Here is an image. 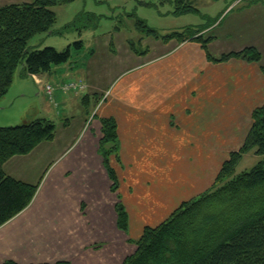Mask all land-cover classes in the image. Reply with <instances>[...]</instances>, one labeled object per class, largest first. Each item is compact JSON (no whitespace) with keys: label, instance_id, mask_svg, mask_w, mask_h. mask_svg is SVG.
<instances>
[{"label":"rangeland","instance_id":"obj_1","mask_svg":"<svg viewBox=\"0 0 264 264\" xmlns=\"http://www.w3.org/2000/svg\"><path fill=\"white\" fill-rule=\"evenodd\" d=\"M32 1L0 0V7ZM151 2L152 6L139 5L136 0H74L56 4L51 7L55 14L52 33L36 34L29 41L28 49L52 47L58 52L70 49V59L64 64H68L72 75L64 76L62 71H57L53 76L56 81H67L56 85L68 95L86 89L84 84L77 83L81 88L65 91V85L72 76L76 77L75 70L86 67L90 51L98 43L121 42L122 46L130 49L133 46L142 51L143 48L145 58L151 59L160 51L184 45L181 44L184 41L179 42L175 37L169 41L162 37L192 26L206 25L201 36H214L208 44L214 58L254 47L261 55L259 60L239 59L264 69V0H193L190 4L196 11L177 15L172 13V2ZM137 18L144 20L157 33L138 32L135 26ZM110 36H113L112 41ZM77 42H80V48L75 44ZM109 46L113 47L111 43ZM98 51L103 50L99 48ZM208 61L212 63L208 65L211 74L215 71L211 70L212 65L219 62ZM25 76L26 72L19 64L8 92L0 99V126H15L32 118L49 119L55 125L57 138L62 135L60 132L65 125H69L66 132L73 137L81 118L83 121L86 119L77 141L81 143L85 136L90 137L89 142L97 151L96 156L92 155L96 164L89 166L88 161L86 164L83 161L77 163L76 148H69L64 160L69 156L75 157L68 169L61 176L48 178L66 142L60 143L58 139L55 143L46 141L48 145L41 150L49 170L36 183L38 189L32 200L35 201L34 208L19 224L6 227L2 233L1 264H122L136 250L135 242L144 229L159 225L179 207L207 192L210 194L219 186L215 184L216 175L230 153L243 144L252 124L251 110L264 106V103L255 108L254 104L248 103H209L207 119L202 121L207 123L206 128L199 126L200 118L195 116L193 123L186 120V124L174 117L162 120L161 123H165L161 127L164 134H140L131 130L130 134H135L128 135L127 128L123 127L116 141L117 151L109 155L108 167L113 172V181L99 153L102 122L95 118L102 116L103 112L100 110L93 115L94 100L71 99L67 107L60 105L53 109L52 114L50 111L47 114L43 100L37 95L40 87L36 84L43 83L41 78L37 77L34 84ZM108 79L110 77L104 81V86ZM57 87L51 82L43 84L49 101L54 100ZM107 91L109 95L110 91ZM222 92V87L216 88L214 94ZM166 125L171 126L170 134ZM109 145L105 147L111 148ZM263 158L256 154L255 149L248 151L235 174L250 170ZM31 174L34 173L31 171ZM223 199L201 214L221 212L218 211L220 208L231 203V200ZM117 204L126 211V230L118 227ZM5 235L8 245L1 244ZM42 261L45 263H40Z\"/></svg>","mask_w":264,"mask_h":264},{"label":"trees","instance_id":"obj_2","mask_svg":"<svg viewBox=\"0 0 264 264\" xmlns=\"http://www.w3.org/2000/svg\"><path fill=\"white\" fill-rule=\"evenodd\" d=\"M72 1L34 0L0 7V99L8 92L19 64L27 75H41L69 61L70 49L58 52L45 47L30 51L28 43L36 34L52 33L55 22L52 6ZM164 1L174 4L172 13L176 15L196 11L190 4L193 0ZM136 2L152 6L151 0ZM135 26L138 32L157 33L142 19L137 18ZM206 27H186L162 38L196 41L211 61L221 62L230 57L249 61L260 59L261 55L254 47L214 58L208 50L214 36H201ZM75 44L81 47L80 42ZM131 50L145 54L143 48L138 51L132 46ZM82 99L89 101L88 95ZM101 122L103 136L99 141V153L107 169L110 153L118 148V133L114 118L103 117ZM54 137L55 125L49 119L32 118L19 125L0 126V227L26 209L38 189L37 184L7 175L4 163L13 156L29 154L38 144L53 141ZM108 143L111 148L105 147ZM252 149L257 155L264 156V106L252 111V124L243 144L222 163L215 179L219 186L210 194L207 192L179 207L159 225L144 229L135 242L136 250L122 264H264V158L250 170L235 174L243 155ZM107 170L114 181L112 170L109 167ZM259 188L261 191L255 194ZM223 197L231 203L220 208L218 215L201 214L205 209L211 210L218 201H224ZM117 213L118 227L126 230L127 214L121 204H117Z\"/></svg>","mask_w":264,"mask_h":264},{"label":"crops","instance_id":"obj_3","mask_svg":"<svg viewBox=\"0 0 264 264\" xmlns=\"http://www.w3.org/2000/svg\"><path fill=\"white\" fill-rule=\"evenodd\" d=\"M109 40L112 41L113 36H110ZM109 43L113 47L109 46ZM181 44L184 45L160 51L155 57L146 59V55L135 53L127 46H122L121 42L103 41L98 43V46L90 51L86 60V67L75 70L76 77H68L71 78L69 81L86 86L84 91L77 94H64L56 83L61 82L58 84L62 85L67 81L65 79L56 81L53 77L54 72L57 71H62L64 76L72 75L68 64L52 67L48 75H35L41 78L43 83L40 85L34 82L32 75L26 74L25 77L40 87L37 90V95L43 100L47 114H49L48 111L52 114L53 109L60 105L67 107V103L71 99L78 97L81 99V97L88 95L89 100L93 99L96 103L93 115H97L100 110L103 112L102 116L95 118L96 121L103 117L114 118L117 123L118 134L123 127L127 128L128 135L135 134V132L164 134L161 127L165 123L163 124L161 121L170 117H174L184 124H186V120H192L191 123H193L194 116V118L199 117V126L206 128L207 123L202 121L207 119L209 103H248L254 104L252 105L254 108L264 103V69L262 66L230 57L218 64H213L211 70L215 71L210 74L208 65L212 63L208 61L200 44L193 41H184ZM99 48H102L103 51L99 52ZM107 77H110V80L108 79V83L104 86ZM49 82L58 89L53 101H49L45 97L43 88V84ZM221 87L223 88L222 94H214L216 88L221 89ZM107 90L110 91L109 95ZM81 94L83 95L80 96ZM97 98H100V101ZM79 101L77 100V102ZM192 104H195L194 108ZM82 119L73 137L66 132L69 125L67 127L65 125L60 132L62 135L58 138L55 131V137L50 143H55L57 139L60 143L62 141L66 143L62 148L63 152L56 158L55 167L51 170V172L53 171L52 174H48V178L54 179L61 176L68 169L69 163L75 157L69 156L70 158L64 160L69 148H76L74 152L78 154L77 163L83 161L82 163L86 164L88 161L89 166L91 164L95 166L96 160L92 158V155L96 156L97 151L89 142L90 137L85 136L81 143L77 141L79 139L77 136H80L86 121V119L85 121ZM166 126L169 129L168 134H170L171 126ZM131 130L135 132L130 134ZM47 145L48 143L41 142L29 154L11 157L3 165L4 172L20 181L36 184L43 176L47 175L49 170L46 167L48 162L43 159L41 150V147ZM28 155H30L29 158ZM31 171L34 174H31ZM34 203L35 201H32L30 206L1 226L0 237L6 227L19 224L21 219L28 215V211L34 208ZM2 241L1 244L8 242L6 235ZM11 259L17 261L14 258H7L6 260Z\"/></svg>","mask_w":264,"mask_h":264},{"label":"built area","instance_id":"obj_4","mask_svg":"<svg viewBox=\"0 0 264 264\" xmlns=\"http://www.w3.org/2000/svg\"><path fill=\"white\" fill-rule=\"evenodd\" d=\"M33 79H34V81L37 83V77L36 76H33ZM79 88H81L80 86H79ZM78 88V85H77V82H73V81H69L66 85H65V91H70V90H77V89H79ZM47 90H48V92H49V90H50V87L48 86L47 87Z\"/></svg>","mask_w":264,"mask_h":264}]
</instances>
